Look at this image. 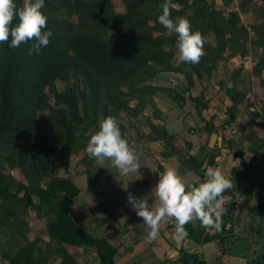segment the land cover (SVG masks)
Listing matches in <instances>:
<instances>
[{"label": "trees", "instance_id": "1", "mask_svg": "<svg viewBox=\"0 0 264 264\" xmlns=\"http://www.w3.org/2000/svg\"><path fill=\"white\" fill-rule=\"evenodd\" d=\"M223 1L227 7L232 2ZM16 3L22 6L23 0ZM162 3L45 0L42 11L52 36L38 55L27 54L31 42L15 49L7 42L0 44V247L7 246L4 258L8 264H41L53 253L62 255L60 264H79L78 254L84 247L95 250L99 264H118V246L107 236L88 232L74 219L72 206L80 189L70 176L59 175L57 164L67 170L71 154L86 148L83 135L87 122L95 121L101 113L115 116L128 111L127 99L148 94L150 89L143 85L162 69L183 73L193 86L194 73L210 81L225 50L244 47L239 35L244 36L246 28L238 24V13L231 6L224 15L215 0H169L171 17H186L192 30L206 38L198 63L180 61L176 34L157 22ZM210 33L215 34L216 45L208 39ZM261 39L264 41L259 37L256 42ZM236 70L235 76H240L241 70ZM72 72L79 76L72 80ZM59 81L63 89H59ZM235 90L230 87L227 91L233 99ZM168 93L180 105L187 101L178 88H170ZM191 99L202 117L207 107L204 96ZM211 129L205 126L208 134ZM189 159L194 161L192 171L204 177L203 161L198 155ZM263 164L264 156L254 152L247 162V174L261 171ZM15 169L21 176L14 174ZM233 204L228 205L216 233L190 222L184 225L185 230L197 244L217 241L225 249L236 242L230 211ZM31 210L38 217L52 215L47 228L54 245L43 247L36 241L25 245ZM251 210L264 220L263 195ZM179 254L180 264H207L201 254L187 249ZM249 260L248 264H254Z\"/></svg>", "mask_w": 264, "mask_h": 264}, {"label": "rangeland", "instance_id": "2", "mask_svg": "<svg viewBox=\"0 0 264 264\" xmlns=\"http://www.w3.org/2000/svg\"><path fill=\"white\" fill-rule=\"evenodd\" d=\"M215 6L224 15H228L229 6L237 11L238 24L246 28L244 36L239 35L243 49L225 50L210 81L194 73L193 86H189L183 73L162 69L143 85L150 89L148 94L143 98L130 96L126 103L129 110L121 112L122 116L115 115L122 135L137 154V172L122 174L109 160L98 164L81 148L71 154L67 170L57 164L59 175L70 176L80 189L72 206L74 219L88 232L107 236L118 246V264H180L177 259L182 249L201 254L207 264H248L250 258L254 264H260L264 260V220L251 210L264 196V164L261 171L247 174V162L253 153L264 156V41L256 42L259 37L264 39V0H232L228 7L223 0H215ZM208 39L216 45L215 34L210 33ZM236 69L241 70L240 76H235ZM78 76L79 72H72L71 79ZM58 87L63 89L64 84L59 81ZM230 87L236 89L234 99L228 95ZM170 88H178L187 98L186 103L180 105L173 99L168 93ZM198 95L204 96L207 103L203 118L191 99ZM148 99L151 101L147 102ZM109 115L101 113L95 121L87 122L83 135L86 144L98 121ZM206 125L212 126L210 134ZM191 155H198V160L203 161L204 173L210 166L219 168L232 185L226 194L235 199L230 211L235 220L236 242L225 249L217 241L197 244L187 231L177 243L173 239V218L162 220L157 238L148 242L142 218L128 203L129 195L147 196L158 173L169 166L185 176L187 183L202 182L204 177L192 171ZM13 172L17 176L22 174L18 169ZM148 202L151 204L152 198ZM51 218L52 215L38 217L30 211L25 245L35 241L43 247L54 245L47 228ZM190 223L201 224L199 220ZM205 228L216 233L211 226ZM6 248L1 244L0 264L9 263L4 258ZM61 260L62 255L53 253L41 264H60ZM78 260L79 264H99L95 250L88 247L80 250Z\"/></svg>", "mask_w": 264, "mask_h": 264}, {"label": "clouds", "instance_id": "3", "mask_svg": "<svg viewBox=\"0 0 264 264\" xmlns=\"http://www.w3.org/2000/svg\"><path fill=\"white\" fill-rule=\"evenodd\" d=\"M44 7L45 0H23L22 6H18L16 0H0V44L7 42L9 48L15 49L31 42L27 54L38 55L52 36L51 29L47 27L48 17L42 11ZM157 22L176 34L175 46L180 61L199 62L204 54L206 38L198 30H192L186 17H171L169 0H163ZM85 151L98 164L109 160L122 174L135 173L140 167L135 150L122 135L119 121L113 115L98 121ZM231 187L229 178L219 168L208 167L204 180L193 185L187 183L185 176L175 167L169 166L158 173L157 182L147 196L134 198L129 195L128 203L142 218L148 242L157 238L162 220L173 218V239L179 243L187 235L184 225L192 220H199L203 227L220 230L222 216L227 211L226 190ZM149 198L153 200L151 204Z\"/></svg>", "mask_w": 264, "mask_h": 264}, {"label": "built area", "instance_id": "4", "mask_svg": "<svg viewBox=\"0 0 264 264\" xmlns=\"http://www.w3.org/2000/svg\"><path fill=\"white\" fill-rule=\"evenodd\" d=\"M227 195V198H228V203L226 205V208H228V205L231 203V201L234 200L233 196L232 195H229V194H226Z\"/></svg>", "mask_w": 264, "mask_h": 264}]
</instances>
